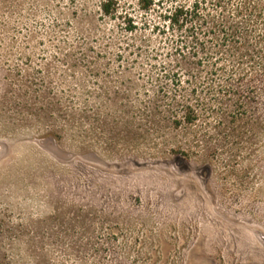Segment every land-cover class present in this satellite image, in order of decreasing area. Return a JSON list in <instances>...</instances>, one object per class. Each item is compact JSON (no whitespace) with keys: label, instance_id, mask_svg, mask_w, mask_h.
Here are the masks:
<instances>
[{"label":"rangeland","instance_id":"rangeland-1","mask_svg":"<svg viewBox=\"0 0 264 264\" xmlns=\"http://www.w3.org/2000/svg\"><path fill=\"white\" fill-rule=\"evenodd\" d=\"M104 1L0 0V264H264V0Z\"/></svg>","mask_w":264,"mask_h":264},{"label":"trees","instance_id":"trees-1","mask_svg":"<svg viewBox=\"0 0 264 264\" xmlns=\"http://www.w3.org/2000/svg\"><path fill=\"white\" fill-rule=\"evenodd\" d=\"M160 2V1H159ZM155 0H138V9L147 14L153 12L156 3ZM195 9L190 11L182 6L173 8L167 15H160L159 18L163 19L165 23H168V28L172 31L184 28L187 24H191L194 20L193 17L197 15V3H195ZM100 12L102 16L111 19L112 21H117L118 26L127 35H132L137 29V23L134 22V18L125 10L120 8L118 0H105L100 7ZM158 30L160 33L164 34L163 30H159V26H154L153 30ZM193 37V36H192ZM129 48V45H126ZM142 51L141 46H137V50Z\"/></svg>","mask_w":264,"mask_h":264}]
</instances>
